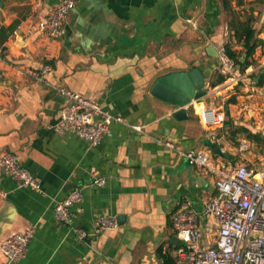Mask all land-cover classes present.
<instances>
[{
	"label": "crops",
	"instance_id": "obj_1",
	"mask_svg": "<svg viewBox=\"0 0 264 264\" xmlns=\"http://www.w3.org/2000/svg\"><path fill=\"white\" fill-rule=\"evenodd\" d=\"M74 1L59 40L27 34L53 13L56 0H3L0 6V26L11 29L0 46V156L17 155L42 184L41 192L19 189L0 168V244L35 228L26 257L9 263L0 251V264H173L179 241L171 214L178 203L202 212L217 193L218 179L178 151L203 152L222 170L254 165L242 156L252 143L243 140L237 149L225 135L231 122L233 131L244 127L264 139V118L256 132L240 121L264 108V102L255 103L258 95L264 98V81L250 87L264 73V45L245 72L226 68L220 51L236 40L220 0ZM255 16L264 42V8ZM47 66L51 71L42 75ZM195 69L203 74L208 95L186 106L188 119L178 121L172 108L152 97L151 86L172 72ZM220 76L226 80L214 87ZM59 87L90 98L122 122L110 125L99 146L72 132H56L68 102ZM233 96L237 102L228 104ZM207 113L213 115L209 122L214 117L219 123H206ZM214 138L229 159L204 144L210 139L218 145ZM249 140L256 143L260 136ZM97 178L105 185H94ZM74 188L82 189L83 198L71 209L72 225L65 226L56 219L55 206ZM109 218L117 220V228L96 234L97 221ZM207 223L205 235L215 234L214 219ZM75 228L89 238L80 241Z\"/></svg>",
	"mask_w": 264,
	"mask_h": 264
},
{
	"label": "built area",
	"instance_id": "obj_2",
	"mask_svg": "<svg viewBox=\"0 0 264 264\" xmlns=\"http://www.w3.org/2000/svg\"><path fill=\"white\" fill-rule=\"evenodd\" d=\"M56 1L58 5L53 13L47 19L31 25L27 30L28 36L37 31L50 40L64 37L65 22L75 8V1ZM220 58L229 71L233 69L234 61L227 57L224 49L220 51ZM50 71L51 67L47 66L41 73L46 75ZM57 92L68 100L61 110V122L54 127L60 134L72 132L91 146H99L110 125L122 122L90 98L61 87ZM212 116L208 113L204 115L206 123L218 124L219 121L214 117L209 122ZM134 128L141 131V128ZM215 141L220 145L219 139L216 138ZM165 145L176 150L171 142H166ZM178 152L191 165L206 168L216 174L218 179L217 193L205 204L202 212L193 211L189 203H178L171 214L172 226L179 241L173 264H264V167L256 168L243 163L234 170H222L212 165L208 155L203 152ZM0 168L16 182L19 189L42 191L41 182L21 166L17 155L2 154ZM105 183L104 178L93 181L98 187ZM82 198V189L74 188L65 200L56 204L55 216L62 225H72L71 209ZM209 218L214 219L216 231L215 234L212 231L211 235H205L204 229ZM117 226L115 218L99 219L95 233L116 229ZM74 233L80 241H86L90 236L81 228H75ZM34 234L35 228L31 227L24 233L10 236L0 244V251L9 263H17L26 257Z\"/></svg>",
	"mask_w": 264,
	"mask_h": 264
},
{
	"label": "trees",
	"instance_id": "obj_3",
	"mask_svg": "<svg viewBox=\"0 0 264 264\" xmlns=\"http://www.w3.org/2000/svg\"><path fill=\"white\" fill-rule=\"evenodd\" d=\"M220 1L224 11H226L229 16L228 29L230 34H232V37L236 40V45L242 47V50L238 51L235 48L236 45L229 42L224 46L225 54L229 59L234 61L235 66L238 67L241 72H245L249 67L255 65L256 62L254 56L257 50L264 45L263 40L258 37L257 31L254 27L256 22L255 13L257 12V8H264V0H253L248 3H246V0H236V7H239L241 10H237L236 7L233 6L234 0ZM246 5L248 6L247 8ZM10 35L11 29L2 28L0 30V46L9 39ZM244 56L246 59L245 62L242 63L241 59ZM225 80L226 78L224 76H220L213 86L215 87L216 85L223 83ZM263 81L264 73L262 74L259 82L255 85L261 87L263 85ZM236 102V96H233L228 100V104H234ZM232 125L233 124H231V122L226 124V126L229 127L231 139L236 138L237 134L242 133L249 139L259 140V136L257 134L251 133L244 127L235 128L233 131L234 125Z\"/></svg>",
	"mask_w": 264,
	"mask_h": 264
},
{
	"label": "water",
	"instance_id": "obj_4",
	"mask_svg": "<svg viewBox=\"0 0 264 264\" xmlns=\"http://www.w3.org/2000/svg\"><path fill=\"white\" fill-rule=\"evenodd\" d=\"M0 6L4 7L3 0H0ZM212 48L208 49L211 54ZM213 55L216 54L213 52ZM219 56V55H218ZM245 56L241 62H245ZM260 77L256 79L258 83ZM206 83L203 74L195 69L188 71L172 72L155 80L151 86L150 93L152 97L160 100L172 108L173 117L178 121L188 119L186 106L204 101L208 92L205 89ZM204 144L209 147L213 154L221 156L224 159L229 157L223 152L221 146L215 145L210 139H204Z\"/></svg>",
	"mask_w": 264,
	"mask_h": 264
},
{
	"label": "rangeland",
	"instance_id": "obj_5",
	"mask_svg": "<svg viewBox=\"0 0 264 264\" xmlns=\"http://www.w3.org/2000/svg\"><path fill=\"white\" fill-rule=\"evenodd\" d=\"M251 83L252 84L250 87H256L254 80H252ZM255 90H258V89L255 88ZM255 92H257V91H255ZM248 101H249V99L246 98V101L244 102V104H246ZM263 102H264L263 95H258V99L256 100L255 103H263ZM246 113H248V112L246 111ZM262 118H264V108L262 110L253 109L251 112H249L247 114V116H242L240 121L243 124H246L247 126H249L251 130L256 132V130H257L256 128L259 126L260 119H262ZM225 136H226V139L228 141H230V144H232L233 147L237 148V149L239 148V144L241 141L247 140L248 142H251L252 147H250V151L242 154V156L244 155L249 160H251V162L254 163V166L256 168H260L261 166H264V139L262 137L263 136L262 133H260V135H259L260 140L256 143L253 141H250L249 139L246 138V136H244L242 134H240L238 137H236L234 139H231L230 135H228V134H226ZM233 152L237 156V152L235 150Z\"/></svg>",
	"mask_w": 264,
	"mask_h": 264
}]
</instances>
